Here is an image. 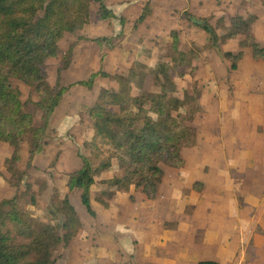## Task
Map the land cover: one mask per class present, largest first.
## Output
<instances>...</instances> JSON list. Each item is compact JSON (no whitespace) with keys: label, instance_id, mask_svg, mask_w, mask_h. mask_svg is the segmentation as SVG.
<instances>
[{"label":"trees","instance_id":"obj_1","mask_svg":"<svg viewBox=\"0 0 264 264\" xmlns=\"http://www.w3.org/2000/svg\"><path fill=\"white\" fill-rule=\"evenodd\" d=\"M94 1L99 3L100 18L115 17L103 0H0V141L13 147L12 156L5 161L13 186H19L24 177V172L17 168L22 142H28V166H32L43 146L50 118L69 89V86H52L43 66L61 52L60 40L66 32H77L90 23ZM207 22L205 28L213 45L242 35L240 47H250L254 58L264 59V47L253 32V17L231 16L230 28L222 35L217 29L225 26L224 19H219L216 26ZM172 37L174 53L170 60L160 61L151 72L158 91L133 92L135 86L144 87L147 74H150L146 66L140 64V69L133 65L114 74L102 69L88 80L78 81L92 88L98 75L112 74L119 85L117 89L104 88L92 106L94 135L85 142V147L91 149L90 155L81 153V167L69 173V191H81V201L92 216L95 211L91 204V188L95 177L110 170L115 160L119 170L102 183L110 189L126 192L134 186L150 199L157 196L164 179L163 165L183 168L186 164L182 151L188 145L191 125L187 123L193 122L199 102L189 92H185L183 99L177 95L176 77L181 74L180 68L193 64L200 49L181 50L177 31L172 32ZM101 39L106 40V37L97 40ZM73 46L68 54H72ZM243 55L242 50L225 53L233 69H237ZM14 80L26 84L31 94L39 96L34 104L42 112L40 124L35 121L34 114L25 109L28 101L22 100V91ZM110 189L104 194L112 199L114 192ZM27 191H32L30 184H27ZM31 196V204L35 205V194ZM22 197L17 194L0 201V264H56L55 252L59 246L70 244L83 228L78 211L67 194L58 207L64 218L62 223L34 222L21 208ZM99 201L105 207L110 205L103 199ZM198 264L219 262L202 260Z\"/></svg>","mask_w":264,"mask_h":264},{"label":"rangeland","instance_id":"obj_2","mask_svg":"<svg viewBox=\"0 0 264 264\" xmlns=\"http://www.w3.org/2000/svg\"><path fill=\"white\" fill-rule=\"evenodd\" d=\"M215 2L209 4L206 11L196 12L209 17L212 26L217 24L219 15L215 13L218 11ZM246 2L248 0H224L221 5L225 9L223 17L228 20L230 15L243 13L245 9L241 5L245 6ZM252 2L256 8L264 6V0ZM143 4V12H149L148 20L138 23L139 14L132 19V22L135 21V38L139 42L133 49L129 50L127 42L117 43L122 38L120 34L100 41L78 31V34H64L60 40L61 52L46 61L43 71L52 86H69V89L50 118L43 146L35 155L32 166H28V142H22L17 168L24 172V177L19 186L10 183L12 174L5 165L6 159L12 156L13 147L0 141V201L22 194L21 208L34 222L62 223L64 218L58 207L67 194L78 210L85 209L80 198L81 191H69V173L82 165L81 153L90 155L91 149L85 147V142L94 135L95 120L90 115L92 106L104 88L117 89L119 85L112 74L98 75L92 88L78 81L88 80L102 69L114 74L140 64L146 66L150 74H147L144 87L135 86L133 92L136 94L143 89L158 91L151 72L160 61L169 60L174 53L172 31H177L181 48L192 46L200 49L199 58L193 60L190 67L180 68L181 74L176 77L177 95L183 99L185 92H189L199 102V111L193 122L187 123L191 127L184 150L191 171L195 173L192 179L194 186H183V194H189L192 199L200 200L202 197L211 200V196H217L212 194L213 187L244 185L254 188L260 183L264 186V59L254 60L251 52H247L238 69L234 70L225 53L237 49V40L213 45L209 33L192 22L191 18L198 14L184 12L180 3L149 0ZM140 25L142 28L139 31ZM221 28H218L219 34H223L229 26ZM258 30V36L264 43V28L259 26ZM70 46L74 48L72 54H68ZM13 82L21 89L22 100L28 101L25 109L32 112L35 121L40 124L42 112L34 104L39 96L31 94L26 84L18 80ZM181 110L185 112L184 108ZM118 170L115 160L110 170L96 175L92 190L95 202L101 203L99 200L103 199L110 204L115 201L118 191L128 193L110 189L102 183L105 177H113ZM174 178V173L168 177L169 181ZM27 184L31 185L32 191H27ZM109 189L114 192L112 199L104 194ZM32 193L35 194V205L31 204ZM126 195L123 200H126ZM230 196L233 194L230 193ZM193 208L190 202L185 211L189 214ZM260 213L264 217V209ZM202 216L205 217V213ZM248 216L253 215L248 213ZM68 246L62 244L55 252L59 264H63Z\"/></svg>","mask_w":264,"mask_h":264},{"label":"crops","instance_id":"obj_3","mask_svg":"<svg viewBox=\"0 0 264 264\" xmlns=\"http://www.w3.org/2000/svg\"><path fill=\"white\" fill-rule=\"evenodd\" d=\"M103 1L115 17L100 18L99 3L94 1L91 6V21L78 31L81 32L79 34H85L95 40L120 34L122 38L117 43L121 45L127 42L129 50L133 49L139 42L135 38L136 32L133 30L135 21L132 22V19L139 14L136 20L138 23L148 20L149 12H143V3L149 0ZM173 1L176 4L180 3L184 12L188 13L206 11L208 5L215 2V0H172V3ZM222 2L224 0L215 2L218 10L215 13L219 14L217 21L224 19L225 28L227 26L230 28L229 19L223 17L225 9L221 7ZM241 6L245 9L243 13L233 14L228 18L235 15L244 18L253 17L254 35L264 47L257 32L259 26L264 28V6L256 8L252 0ZM196 14H198L196 18L210 22L209 17H204L203 13ZM193 24L199 26L194 22ZM141 28L142 25L138 30L140 31ZM201 28L206 30L205 27ZM242 38V35H238L223 43L237 40V49L228 51L244 52L238 66L247 52H251L254 58L250 47H240ZM179 48L187 50L189 47L183 49L179 42ZM232 65L231 61V68ZM184 150L185 148L182 154L186 164L183 168L163 165L165 176L154 199L148 198L146 194L136 191L135 187L131 186L128 193L118 191L115 201L108 207L95 202L92 198L91 204L95 216H92L86 207L82 211L75 207L81 216L83 228L66 248L63 264H198L202 260H214L219 264H264V217H261L262 213H260L264 209V186L261 183L254 188L244 185L236 187L223 185L213 187L212 194H216L217 199L213 196L211 200L202 197L200 200L192 199L189 194H183L182 189L185 185L193 187L192 179L195 176ZM173 173L175 178L169 181L168 177ZM108 178L111 177H105ZM230 193L233 196H230ZM124 194H128L126 200H123ZM190 202L194 208L188 214L185 208ZM72 204L75 206L74 202ZM202 213H205V217ZM248 213L253 216H248Z\"/></svg>","mask_w":264,"mask_h":264},{"label":"water","instance_id":"obj_4","mask_svg":"<svg viewBox=\"0 0 264 264\" xmlns=\"http://www.w3.org/2000/svg\"><path fill=\"white\" fill-rule=\"evenodd\" d=\"M191 19H192V21H193L195 24H197V25H199V26H201V27H207V26H208L207 21L204 20V19H198V18H196V17H192Z\"/></svg>","mask_w":264,"mask_h":264}]
</instances>
